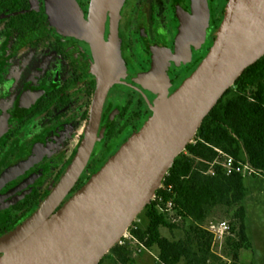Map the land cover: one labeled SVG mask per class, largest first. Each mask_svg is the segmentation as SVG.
Returning a JSON list of instances; mask_svg holds the SVG:
<instances>
[{
	"label": "flooded vegetation",
	"instance_id": "flooded-vegetation-1",
	"mask_svg": "<svg viewBox=\"0 0 264 264\" xmlns=\"http://www.w3.org/2000/svg\"><path fill=\"white\" fill-rule=\"evenodd\" d=\"M92 1L0 0V238L40 207L79 153L98 83ZM106 1L100 47L114 83L103 135L57 210L141 127L146 101L171 94L207 55L228 0Z\"/></svg>",
	"mask_w": 264,
	"mask_h": 264
},
{
	"label": "water",
	"instance_id": "water-1",
	"mask_svg": "<svg viewBox=\"0 0 264 264\" xmlns=\"http://www.w3.org/2000/svg\"><path fill=\"white\" fill-rule=\"evenodd\" d=\"M106 4L93 0L89 10L87 36L98 83L79 153L40 207L0 238V264H99L150 205L205 117L264 56V0H228L207 55L171 94L160 90L152 105L146 101L151 114L141 127L57 210L103 135L101 110L114 83L100 47ZM71 15L61 20L75 21Z\"/></svg>",
	"mask_w": 264,
	"mask_h": 264
},
{
	"label": "trees",
	"instance_id": "trees-1",
	"mask_svg": "<svg viewBox=\"0 0 264 264\" xmlns=\"http://www.w3.org/2000/svg\"><path fill=\"white\" fill-rule=\"evenodd\" d=\"M217 151L238 163H248L255 171L253 176H264V56L225 92L165 176L156 196L173 202V216L159 212L151 203L144 209L145 229L136 226L131 230L139 244L158 251V264H209L216 259L211 250L213 237L201 227L215 208L231 212L237 237L226 238L224 246L230 249L232 260H238L240 250L250 249L246 210L241 205L247 193L245 178L226 176L219 165L213 167L214 175L208 174ZM162 230L171 237H164ZM130 254L126 242L112 248L108 258L116 264H132ZM104 261L105 257L99 264Z\"/></svg>",
	"mask_w": 264,
	"mask_h": 264
},
{
	"label": "rangeland",
	"instance_id": "rangeland-1",
	"mask_svg": "<svg viewBox=\"0 0 264 264\" xmlns=\"http://www.w3.org/2000/svg\"><path fill=\"white\" fill-rule=\"evenodd\" d=\"M243 159L244 156H242ZM244 184L247 188L246 197L241 203L245 208V225L246 234L250 243V249H242L239 251V257L236 262L232 260L230 249H226L224 243L222 247L218 245L212 246V253L216 259H211L209 264H264V176L244 177ZM225 221L230 226L229 234L225 239H236V231L232 230L233 219L231 212L225 208L212 209L201 227L207 229L210 223H218ZM135 226L145 229L147 221L144 216V210L137 217ZM164 237L170 238L171 235L162 230ZM225 241V240H224ZM131 251L130 259L132 264H158V251L153 249L142 250L139 245L134 242H129ZM109 252L104 256L103 264H116L108 258Z\"/></svg>",
	"mask_w": 264,
	"mask_h": 264
},
{
	"label": "built area",
	"instance_id": "built-area-1",
	"mask_svg": "<svg viewBox=\"0 0 264 264\" xmlns=\"http://www.w3.org/2000/svg\"><path fill=\"white\" fill-rule=\"evenodd\" d=\"M218 157L212 163L209 167L208 174L214 175L213 167L215 165H219L222 167L223 172L226 176H230L232 174H240L243 177H250L255 174V171L249 166L248 163H238L236 162L232 157L224 154L221 151H217ZM163 186L159 188L161 190ZM158 190V191H159ZM153 203L155 206V209H157L161 213H167L170 216H173V207L174 204L172 201L164 202V199L162 196H156L151 199L150 204ZM137 220V219H136ZM136 220L132 223V225L128 228L126 233L122 236L120 241L117 243L118 246L125 245L126 242H134L137 243L142 250H148L141 244H139L134 237L131 234L132 229H136V226H134L136 223ZM213 237V243L212 246L218 245L219 247H222L226 235L229 234L230 226L227 222L221 221L218 223H210L209 227L206 229Z\"/></svg>",
	"mask_w": 264,
	"mask_h": 264
}]
</instances>
